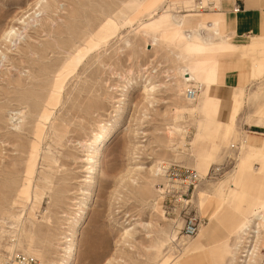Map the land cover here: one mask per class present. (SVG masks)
<instances>
[{
  "label": "rangeland",
  "instance_id": "obj_1",
  "mask_svg": "<svg viewBox=\"0 0 264 264\" xmlns=\"http://www.w3.org/2000/svg\"><path fill=\"white\" fill-rule=\"evenodd\" d=\"M34 1L0 0V34L15 16L29 21L27 16L39 6L29 10ZM41 1L40 7L52 4ZM55 1L51 10L35 14L40 20L27 27L15 50L6 51L11 59L0 66V259L11 252L33 257L38 264L60 257L63 252L55 245L64 246L70 221L84 211L74 230L73 264L102 263L117 235L130 228L139 246L164 243L161 254L153 252L134 264H162L163 253L183 238L185 211L201 221L198 236L190 240L198 249L195 254L171 250L178 264H232L224 244L236 249L234 228L264 203V152L260 162L255 157L246 167L241 159L252 144L246 125L264 128V75L251 80L248 59L242 55L251 57L257 50L250 47L242 53L240 47L249 39L236 44L218 24L231 46L201 58L204 64L212 58L220 74L203 103V71L196 82L185 84L178 72L195 59L185 52L198 45L186 43L183 50L181 42L162 34L161 25L177 24L183 36L203 41L196 24L208 22L206 11L195 13L193 5L205 0H150L151 5L148 0ZM188 13L197 15L195 24L183 21ZM155 20L157 26L150 24ZM0 50L5 52L1 41ZM231 69L238 71V83L222 87ZM152 70V83L170 80L147 99L141 85ZM19 71L24 80L16 85ZM28 72L35 78H25ZM123 77L135 79L125 93L120 92L126 84ZM191 84L198 87L193 102L184 98V87ZM175 108L182 113H173ZM101 124L117 127L103 144L95 136ZM171 127L175 131L170 138L166 132ZM94 145L101 148L91 177ZM171 165L199 176L187 196L179 198L181 203L166 192L170 183L165 170ZM231 186L236 195H229ZM35 188L43 192L38 204L32 197ZM207 208L211 214L199 216ZM175 218L180 221L173 225ZM148 222L151 228L145 230L137 225ZM157 224L173 232L172 242L157 234ZM261 234L255 264H264V230Z\"/></svg>",
  "mask_w": 264,
  "mask_h": 264
},
{
  "label": "bare ground",
  "instance_id": "obj_2",
  "mask_svg": "<svg viewBox=\"0 0 264 264\" xmlns=\"http://www.w3.org/2000/svg\"><path fill=\"white\" fill-rule=\"evenodd\" d=\"M40 1L41 0H35L33 2V4L31 5V7L29 8V10H32L36 6L39 5L37 10L33 11L32 16H27V18H29V21L23 19L24 16L22 14L19 17L15 16L13 18L12 22L23 24V26H21V28L15 27L14 23H10L2 30V32L0 34V41H1V44L4 45V47H5V52L0 50V66L4 60L11 59L9 57L8 58L6 57V55H7L6 51L7 52L10 51L11 48H14L13 50H15L17 48L16 46L18 45V42L23 40L22 35L26 33L27 27L30 26L36 19L40 20L41 17L37 18V15H35V14L36 13L38 14L40 12L42 13V11H45V10H49V9L51 10L54 7V6L52 7V4L56 3L55 0H52V4L45 2L40 7ZM147 2L150 5L152 4V1H150V0H148ZM214 9H215V5H214V2L212 0H205L204 2L198 1L197 3H195L193 5V11L195 13H202L205 11L207 12V11L214 10ZM165 14H166V12H165ZM161 16H162V13H161ZM196 16H197L196 14L191 15L188 13V15L184 16L185 20H183V21L194 22L193 24H195L198 21L196 19ZM173 19L177 22L178 18L173 16ZM128 20H129V18H128ZM164 20H165V18L163 19V21ZM211 21L207 22L206 24H203V23L198 21V23L196 24L197 29H198V30H196L197 34L202 37V40L204 39L201 42L197 41L194 38L192 39L191 37L183 36V31L178 27L177 24L172 25L169 23L166 25H161L162 34L167 36V37L175 38L177 41H179V43L181 42L180 47H182L183 50L186 49V47H185L186 43H196L198 45V47L195 50H191L190 52H185L187 55H193L195 57V59L191 60V63L189 65H185L184 67L179 68L178 72L182 77L183 84H185V83L194 82V81L196 82L198 80L199 72L201 70L203 71V73H204L203 80H202L203 82L201 83V87H199L200 90L203 89L204 96L206 97L203 100V103H205L207 101V97L209 96V90H211L212 89L211 86H213V84L216 83L217 77L219 76V71H218V68L216 67V65L213 63L212 58H209L206 64H204V61L201 58H202V56L210 55L212 52H214L215 49L221 48V47H216L217 41L221 42L222 44H225V42H226V40L220 35L221 32H220L219 27H218L219 21H217V19H215V20L211 19ZM156 22L157 21L155 20V21L151 22L150 24L155 26ZM158 22H161V19ZM186 22H185V24H188ZM217 36H220V38L218 39ZM168 42H169V40H168ZM151 45L153 46L154 44L151 43ZM243 54L246 55L245 53H243ZM37 57L39 58V56H37ZM247 59L249 62L250 79L252 80V79L263 76L264 75V49L258 50L256 52V54H254L251 57L248 56ZM52 71L53 70L50 68L49 73H53ZM140 71H143V70H140ZM155 72H156V70L149 71V73H148L149 77L148 78L146 77L144 84L141 85L142 92L146 96L147 99H151L152 96L154 95V93L160 87H164V82H168L170 80V79H167L161 83H152L151 79L154 78ZM30 76H31V74L28 72V74L25 75V78L30 77ZM164 77L168 78L169 75L166 73V75H164ZM31 78H35V77L31 76ZM119 78L121 81L122 76H119ZM124 78L125 77H123V79ZM125 79H126V84L121 87V90H120L121 93L127 92V89L129 87H131L132 84H135V79H132V77H131V79L130 78H125ZM23 80H24V78H21V73L19 71L17 74V81H16V79H14L10 83L13 84V82L16 81V85H19V81H23ZM168 85H173V83H170ZM178 89H179V87H178ZM179 90L181 91V88ZM189 90L195 91L193 96L188 95ZM197 93H198V87L193 85V84L189 85V87H184V98H185V100H187L189 102H193L197 99ZM120 112L122 113V111H120ZM178 112H181V109H177V108L173 109V113L176 114ZM120 116H121V114L117 115V117H120ZM116 129H117L116 125L106 128L105 124H101L99 126L97 133H95V136L99 135L98 141L100 140V144H103V142H105L111 138V136L116 131ZM174 129H175V127L167 128L166 133L170 138L174 133L173 132ZM176 132H177V130H176ZM88 145L92 146V144H90V143ZM100 148H101V146L94 145L93 150L91 152L92 157L95 158V160H92V158H91V160L93 162V165L91 167V172H90L91 177H93L95 175V172H96V169H95L96 165H97L96 164L97 163L96 157H97V155H99L98 153H99ZM261 152H264V140H262V143L260 145L248 144L246 147V153L241 157L242 165L244 167H246L247 163L255 157L259 158L257 160L260 162L262 160L261 159ZM89 156H90V154H89ZM86 163L89 164V162H86ZM262 164L264 165V161ZM156 171H157L156 173H160L161 167L159 166L156 169ZM197 176H198V174H197ZM198 180H199V176H198ZM47 181L49 182V180H47ZM228 188H229V195H234L236 193L235 188L233 186L228 187ZM39 190H40L39 188H35L34 190H32V197L36 198L34 200H36L37 204L39 203V198H41V196L43 195V192L39 191ZM184 202L187 203L186 201H184ZM251 216H252L251 219H243L238 224V226L236 228H234V232H233V235H234L233 241L234 242L233 243H234V246L236 248L235 249L236 252L234 249L230 250V246L228 244H224V248L226 250H228L230 262H232V264H255L256 258L259 256L260 250L257 247L258 246L257 241L261 237V235H262L261 233L264 230V203H262L258 209L253 211ZM84 217H85V212L81 211V214L77 219H73L72 221H70L71 231H67V233H65L66 238H65V241L62 243L64 246L55 245V249L57 250V252L62 250L63 253L58 255L60 257L47 261V264H73V262L76 259V250H77V235H76L74 230H76L81 225V222L84 219ZM162 219H165V217L163 215H162ZM179 221H178V218L171 220L173 225ZM171 222L169 221V223H171ZM137 225L142 227L144 230L151 228V222L137 223ZM200 225H199V227H200ZM157 226L159 227L158 224H157ZM168 227H169V225H168ZM160 229H161V227H159V230ZM198 231H199V228H198L197 232L191 237H186L182 234V237H183L182 240L180 239L179 242L176 244L172 243L169 247V250L166 253H163V255H162L161 259H164L162 264H171L175 261H177V264H178V260L175 259L176 256H174L173 253L171 252V250H173V249H177V251L178 250L189 251V252H191V254H195V251L198 247H197V245L195 246L194 244H192V242L190 240H192V238L197 235ZM201 232H202V229L200 230L199 234ZM133 233H134L133 228L126 229V230L122 231L121 233H119L117 235L116 240H115L114 248L112 249L110 254L100 264H134L138 261L148 259V256H151V254L153 255L154 253L157 254V253L161 252L160 249L162 248V246L164 244L162 241H160V243H156L155 245H145V246L140 245L139 246L138 242H136L133 238ZM157 234L165 236L166 240H168L169 242H172L173 238H175L174 237L175 235L173 234L172 231L165 232L164 230H160L159 232H157ZM201 237H203V235H201L200 238ZM58 244H61V243H58ZM48 246H50V245H48ZM136 247H140V250L138 251L136 249ZM34 252H37V251H35V250L30 251V254H34ZM142 252L144 254H142ZM12 254H14V252H11L7 255H12ZM7 255L4 256V258L8 257ZM2 258H3V256H2ZM225 262H226V260H225ZM157 263H158V261L155 262V264H157Z\"/></svg>",
  "mask_w": 264,
  "mask_h": 264
},
{
  "label": "crops",
  "instance_id": "obj_3",
  "mask_svg": "<svg viewBox=\"0 0 264 264\" xmlns=\"http://www.w3.org/2000/svg\"><path fill=\"white\" fill-rule=\"evenodd\" d=\"M212 1L214 2L215 9L204 13L205 19H207L208 22L209 19H217L219 21L218 24H220L219 25L220 29L222 27L223 30H225L224 32L225 34L231 35L233 42L236 44L245 43L249 39V41L246 44L241 45L240 49L242 53L248 52L249 51L248 48L250 47L257 51L264 49V45L261 44L262 43L261 40H264V0H212ZM236 7L239 8L238 12L233 11V9ZM221 36L226 40V42L225 44H222L221 42L217 41L216 47L222 48V46L225 45L231 46V44L227 43V41L230 40L231 38L230 37L228 38V36L224 34ZM217 37L219 38L220 36ZM243 49H245L246 51H243ZM248 56L249 55L246 54V57ZM219 79H220V74H219ZM237 83H238V71L236 69H231L226 71L225 76L223 78V82L221 84L222 87L232 88L233 86L237 85ZM251 127L255 128V126L246 125V130L248 132L247 136L250 137L252 144L260 145L262 143V140H264V138L261 137V134L264 133L263 132L264 128H256L252 130ZM248 179L249 181L251 180V175H249ZM234 195H236V193ZM261 204L262 203H259L253 209V211L258 209ZM199 211L200 209L198 210V212ZM210 212H211L210 208H207L206 210L201 211L199 216L208 217L211 214Z\"/></svg>",
  "mask_w": 264,
  "mask_h": 264
},
{
  "label": "built area",
  "instance_id": "obj_4",
  "mask_svg": "<svg viewBox=\"0 0 264 264\" xmlns=\"http://www.w3.org/2000/svg\"><path fill=\"white\" fill-rule=\"evenodd\" d=\"M233 11L238 12L239 8L236 7ZM194 92L195 91L189 90L188 95L193 96ZM165 171L168 177V182L170 183L166 192L168 191L167 194L176 198L174 201L181 203L180 199L186 197L188 190L193 188L198 182V176L193 170L184 169L179 166H168ZM183 188L186 189V193L179 192ZM184 210L185 208H182L181 211L183 212ZM200 222V219L195 215L187 214L184 211L181 233L186 237L193 236L197 232ZM0 264H38V260L24 254L15 253L6 258L0 259Z\"/></svg>",
  "mask_w": 264,
  "mask_h": 264
}]
</instances>
